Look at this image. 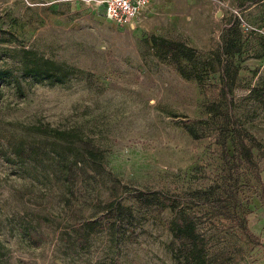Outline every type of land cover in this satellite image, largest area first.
Returning a JSON list of instances; mask_svg holds the SVG:
<instances>
[{"label": "rangeland", "instance_id": "374dc122", "mask_svg": "<svg viewBox=\"0 0 264 264\" xmlns=\"http://www.w3.org/2000/svg\"><path fill=\"white\" fill-rule=\"evenodd\" d=\"M100 1L0 0V264H175L176 211L208 264H263L264 0H147L123 26ZM39 59L57 82L24 77Z\"/></svg>", "mask_w": 264, "mask_h": 264}, {"label": "trees", "instance_id": "16d2710c", "mask_svg": "<svg viewBox=\"0 0 264 264\" xmlns=\"http://www.w3.org/2000/svg\"><path fill=\"white\" fill-rule=\"evenodd\" d=\"M149 44L150 48L154 51L161 50L165 55L169 56L170 60L176 64L177 70L180 74H184V71L179 66V61L183 60L194 68L192 69V72H194L192 76L195 77V74L197 75L195 66L197 64L199 65L200 59L195 57L193 49L186 47L181 43L167 41L154 36L149 38ZM227 44H224L225 48L229 46V44ZM224 52L227 53L225 50ZM20 53L23 59L26 56H29V51L21 49ZM39 62H42L41 65L32 62V60H21L19 62V70H21L25 78L32 79L36 84H41L45 81H50L51 83L57 82L59 78L55 77V74L60 71L59 67H56L54 71L51 69V63H49V61H42V59H39ZM1 73L7 72L0 71V76ZM235 74V71H229V63H226V66L224 65L219 73L221 84L229 85L230 89V85H232L235 79ZM18 80L20 81V77L14 75L12 82H14V86L17 88L19 86ZM224 89H227V86H225ZM224 89L221 88L220 90L222 94L224 93ZM184 129L191 134L188 127H184ZM222 146H225L224 142L222 143ZM222 148L224 149L225 147ZM168 206L169 205H167V207ZM86 226L91 231H95L99 227L97 222L94 221L87 222ZM169 232L173 240L176 242V249L173 255L175 264H208L203 236L199 234L193 221L183 217L181 212L176 211L169 222Z\"/></svg>", "mask_w": 264, "mask_h": 264}, {"label": "built area", "instance_id": "2783aa9c", "mask_svg": "<svg viewBox=\"0 0 264 264\" xmlns=\"http://www.w3.org/2000/svg\"><path fill=\"white\" fill-rule=\"evenodd\" d=\"M77 2L81 0H63ZM147 0H102L100 4L104 17L117 26L130 25Z\"/></svg>", "mask_w": 264, "mask_h": 264}, {"label": "crops", "instance_id": "0c3cea01", "mask_svg": "<svg viewBox=\"0 0 264 264\" xmlns=\"http://www.w3.org/2000/svg\"><path fill=\"white\" fill-rule=\"evenodd\" d=\"M263 264H264V260H263Z\"/></svg>", "mask_w": 264, "mask_h": 264}, {"label": "water", "instance_id": "95a60500", "mask_svg": "<svg viewBox=\"0 0 264 264\" xmlns=\"http://www.w3.org/2000/svg\"><path fill=\"white\" fill-rule=\"evenodd\" d=\"M216 16H218V15H216Z\"/></svg>", "mask_w": 264, "mask_h": 264}]
</instances>
